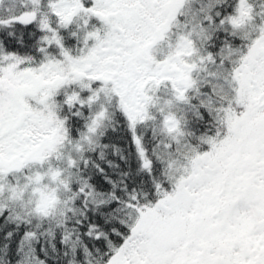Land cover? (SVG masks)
I'll return each mask as SVG.
<instances>
[{
  "label": "snow or ice",
  "instance_id": "snow-or-ice-1",
  "mask_svg": "<svg viewBox=\"0 0 264 264\" xmlns=\"http://www.w3.org/2000/svg\"><path fill=\"white\" fill-rule=\"evenodd\" d=\"M0 264H264V0H0Z\"/></svg>",
  "mask_w": 264,
  "mask_h": 264
}]
</instances>
